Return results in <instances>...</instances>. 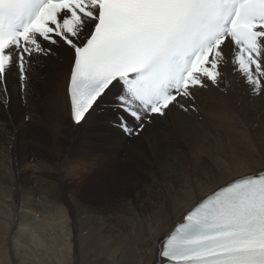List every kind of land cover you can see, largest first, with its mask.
I'll use <instances>...</instances> for the list:
<instances>
[{"label": "bare ground", "instance_id": "1", "mask_svg": "<svg viewBox=\"0 0 264 264\" xmlns=\"http://www.w3.org/2000/svg\"><path fill=\"white\" fill-rule=\"evenodd\" d=\"M61 62L31 65L24 105L15 73L0 97V264H158L193 204L264 170V95L230 68L225 91L196 93L199 114L173 109L128 139L107 106L88 127L71 122L68 73L51 84ZM41 126L45 134L33 132Z\"/></svg>", "mask_w": 264, "mask_h": 264}, {"label": "snow or ice", "instance_id": "2", "mask_svg": "<svg viewBox=\"0 0 264 264\" xmlns=\"http://www.w3.org/2000/svg\"><path fill=\"white\" fill-rule=\"evenodd\" d=\"M61 55L72 122L107 106L125 134L138 135L173 109L199 114L196 93L225 91L228 68L264 95V0H0V97L14 73L26 90L31 65ZM158 257L264 264V171L227 180L193 204Z\"/></svg>", "mask_w": 264, "mask_h": 264}, {"label": "rangeland", "instance_id": "3", "mask_svg": "<svg viewBox=\"0 0 264 264\" xmlns=\"http://www.w3.org/2000/svg\"><path fill=\"white\" fill-rule=\"evenodd\" d=\"M67 62V60H65L64 59V62L62 63H59V64H57L56 66H54V69H55V71L54 70H52L51 72L53 73V77L54 78H52V80H51V84H53V86L55 87L56 85H58L59 84V82H60V79L64 76V78H66V74H67V69L69 68L68 67V62ZM67 65V66H66ZM65 66V67H64ZM47 70V73L45 72V74H48V73H50V68L49 69H46ZM65 72V73H64ZM30 76H31V79L33 78V72L31 71V69H30ZM42 81H44V79L42 80ZM53 81V82H52ZM63 85H64V83H63ZM62 85V89H64V86ZM20 100H21V104L22 105H24V99L22 98L21 99V97H20ZM26 117V116H25ZM25 117H23V121L25 122V123H30L29 122V118L28 119H25ZM28 117V116H27ZM66 118H68V117H66ZM91 116L85 121V124H84V126H86V127H88L89 125H90V123H91ZM41 128V129H40ZM40 128H34V130H33V132L34 133H36V134H39V135H41V134H45V127L43 126H41ZM36 130V131H35ZM81 171H82V173H85L86 172V167H84L83 168V166H81ZM67 181H69V179H67ZM86 201H88V199H86L85 200V202ZM93 202H95L94 201V199H93Z\"/></svg>", "mask_w": 264, "mask_h": 264}]
</instances>
